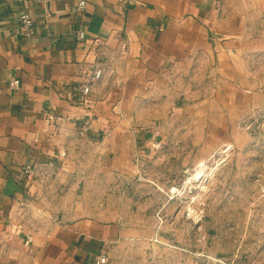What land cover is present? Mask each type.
Segmentation results:
<instances>
[{
    "label": "rangeland",
    "instance_id": "rangeland-1",
    "mask_svg": "<svg viewBox=\"0 0 264 264\" xmlns=\"http://www.w3.org/2000/svg\"><path fill=\"white\" fill-rule=\"evenodd\" d=\"M250 27L222 70L196 54L158 78L101 68L89 115L47 123L13 227L46 248L59 227H118L87 264H264V11ZM44 260L85 264L53 245Z\"/></svg>",
    "mask_w": 264,
    "mask_h": 264
},
{
    "label": "crops",
    "instance_id": "crops-1",
    "mask_svg": "<svg viewBox=\"0 0 264 264\" xmlns=\"http://www.w3.org/2000/svg\"><path fill=\"white\" fill-rule=\"evenodd\" d=\"M80 1L0 0V264H48L52 245L87 264L119 232L84 221L56 228L46 248V239L12 224L26 168L50 152L48 116L89 115L93 100L84 103L78 89L95 68L105 72L111 62L126 77L158 78L196 54L222 70L257 42L250 24L264 11V0H85L77 12ZM25 12L34 19L29 37L19 26Z\"/></svg>",
    "mask_w": 264,
    "mask_h": 264
},
{
    "label": "built area",
    "instance_id": "built-area-1",
    "mask_svg": "<svg viewBox=\"0 0 264 264\" xmlns=\"http://www.w3.org/2000/svg\"><path fill=\"white\" fill-rule=\"evenodd\" d=\"M87 6V3L85 0H81L78 5L76 6V11L77 12H82ZM19 26L21 28V31L23 32L24 36L29 37L32 35V30H33V26H34V19L31 16L30 13L25 12L23 14H21L20 18H19ZM77 39L82 41L85 39V34L84 32H79L77 34ZM102 75V70L99 68H95L91 74V79L90 80H86L83 81L78 89V93L79 96L81 98V100L84 103H88L89 102V98L91 95V83L92 81L97 80L98 78H100ZM20 85V80L18 79H14L10 82V87L12 88H18ZM62 120V117L60 116H56V115H49L47 118L48 122H57ZM37 141V140H36ZM26 173L27 175H30L32 173V168L31 167H27L26 168ZM106 262V257L104 254L98 256L96 258V263L97 264H104Z\"/></svg>",
    "mask_w": 264,
    "mask_h": 264
}]
</instances>
